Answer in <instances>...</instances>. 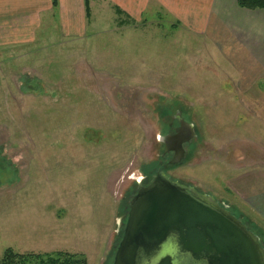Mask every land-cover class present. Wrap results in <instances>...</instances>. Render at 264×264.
Returning a JSON list of instances; mask_svg holds the SVG:
<instances>
[{"label":"rangeland","instance_id":"374dc122","mask_svg":"<svg viewBox=\"0 0 264 264\" xmlns=\"http://www.w3.org/2000/svg\"><path fill=\"white\" fill-rule=\"evenodd\" d=\"M107 4L85 39L42 28L57 46L2 63L0 264L9 248L108 264L144 167L171 159L161 138L179 112L194 147L166 174L264 234V54L178 28L167 12L138 21Z\"/></svg>","mask_w":264,"mask_h":264},{"label":"water","instance_id":"95a60500","mask_svg":"<svg viewBox=\"0 0 264 264\" xmlns=\"http://www.w3.org/2000/svg\"><path fill=\"white\" fill-rule=\"evenodd\" d=\"M194 137L184 119L177 134L166 136L175 163ZM129 208L112 264H264L260 238L226 205L163 173L138 189Z\"/></svg>","mask_w":264,"mask_h":264},{"label":"crops","instance_id":"0c3cea01","mask_svg":"<svg viewBox=\"0 0 264 264\" xmlns=\"http://www.w3.org/2000/svg\"><path fill=\"white\" fill-rule=\"evenodd\" d=\"M113 2L134 20L144 18L149 10L167 12L177 27L196 32L211 39L222 38L229 44L237 38L254 56L264 54V10H247L237 0H0V69H9L3 62L26 61L27 46L46 40L58 45L59 35L38 38L40 29H62L61 37L86 38L96 22H91L92 11L100 3ZM108 5V4H107ZM89 6L90 17L87 8ZM234 11V13H232ZM241 19V21H240ZM233 32V37L232 36ZM239 32V37H235ZM53 42H52V41ZM237 42V41H236ZM50 44V45H51ZM25 64L23 68H25ZM249 107V104L247 105ZM260 211L264 214V197Z\"/></svg>","mask_w":264,"mask_h":264},{"label":"trees","instance_id":"16d2710c","mask_svg":"<svg viewBox=\"0 0 264 264\" xmlns=\"http://www.w3.org/2000/svg\"><path fill=\"white\" fill-rule=\"evenodd\" d=\"M53 3H54V6H57L58 0H53ZM237 3H238V6L240 8H243V9L264 10V0H237ZM87 11H88V13H87L88 16L90 17L89 6L87 8ZM116 12L119 15L123 14V12L120 10V8H117ZM164 114L166 115V112H164ZM173 121L177 123V121H175V120H173ZM168 130L166 131V134L170 133V132H168ZM166 163H167V161H166ZM158 167L159 166L155 165V163H154V165L149 164V165H146L144 167V172H145L144 174L148 175L149 180L151 178V175L155 173L154 170H156ZM239 218L241 220H243V223L260 238V242L264 247V234L262 233V231L261 230H260L261 232L257 231V229H255L251 225L249 226L244 221L243 217L239 216ZM112 252H113V254L109 258L108 264L113 263L116 251H112ZM1 264H86V261L81 256L71 255V254L62 253V252L54 253L51 255L21 254V253L15 252L9 248L5 251L3 258H2V261H1Z\"/></svg>","mask_w":264,"mask_h":264},{"label":"flooded vegetation","instance_id":"af4514ba","mask_svg":"<svg viewBox=\"0 0 264 264\" xmlns=\"http://www.w3.org/2000/svg\"><path fill=\"white\" fill-rule=\"evenodd\" d=\"M181 119H184L185 121H187L186 117L183 116V115L179 112V113L176 114V115L174 116V118H173V120L177 121L178 127L175 128L174 130H172L170 133H167V134L164 135V137H165V141H163V143H162V144H163L162 146L164 147V153H163L162 157L165 158L166 155H169V156L171 157V159L168 158V159H170V160L167 161V163H166V162L162 163L161 166H159L156 170H154L155 173L152 174L154 171L151 173L152 175H151L150 180H149V178H148V175L143 174V178L138 182L136 192H135V194L132 196V199H133V197L136 196V194H137V192H138V189H139L141 186H147V185L152 181L153 177H155V176L158 175V174L163 173V174L167 175L166 173H167L168 165L176 164L175 162H176V160L178 159L177 152H176V150H175V148H174L173 145H169V147H168V145H166V136H167V135H168V136L175 135V134H177V133L180 131V120H181ZM189 123H190V122H189ZM194 138H195V137H194ZM194 138H192L189 142H187V143L184 144V146H183V156H184V157H183L182 161L179 162V164L182 163V162L186 159V157H187V151H188L187 146L189 145L190 148H191V147H192V148L194 147V144L192 143L193 140H194ZM166 148H169L170 151L166 150ZM168 159H167V160H168ZM167 176H168V175H167ZM168 177H169V176H168ZM132 199H131V200H132ZM131 200H130V202H131ZM130 202H129L128 205H130ZM129 209H130V208L128 207V208H126V210H125V214H124V218H125V220H126L127 217H128Z\"/></svg>","mask_w":264,"mask_h":264}]
</instances>
